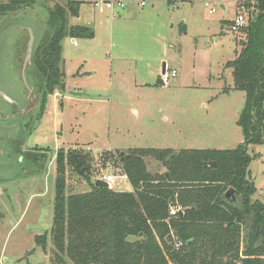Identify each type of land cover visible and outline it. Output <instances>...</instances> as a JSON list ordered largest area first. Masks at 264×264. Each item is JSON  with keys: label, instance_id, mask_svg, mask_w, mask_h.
I'll list each match as a JSON object with an SVG mask.
<instances>
[{"label": "rangeland", "instance_id": "1", "mask_svg": "<svg viewBox=\"0 0 264 264\" xmlns=\"http://www.w3.org/2000/svg\"><path fill=\"white\" fill-rule=\"evenodd\" d=\"M78 1L81 15L70 24L91 27L96 38L76 45L63 39L65 91L48 96L42 117L40 106L30 110L38 96L27 60L29 29L34 51L50 9L67 0H33L0 17V264H53L58 151L89 152L97 176H111L113 190L129 192L118 151L234 149L245 140L238 124L245 92L233 88L227 66L246 39L231 31L233 0H124L126 10L113 15L101 13L94 0ZM160 77L166 85L155 86ZM135 80L143 86L129 85ZM13 101L25 107L21 116L10 114ZM31 151L38 162L28 159ZM249 153L253 199L264 203V144L251 145ZM147 164L151 172L166 171L154 156ZM66 176L67 195L90 190L85 177L71 169ZM46 233L44 249L36 238Z\"/></svg>", "mask_w": 264, "mask_h": 264}, {"label": "trees", "instance_id": "2", "mask_svg": "<svg viewBox=\"0 0 264 264\" xmlns=\"http://www.w3.org/2000/svg\"><path fill=\"white\" fill-rule=\"evenodd\" d=\"M33 0L0 4V17ZM242 30L232 68L234 88L245 92L238 124L245 140L234 149L131 148L118 161L133 190L95 185L99 178L92 155L83 149L57 153L56 196L50 235L53 264H264V203L253 199L249 147L264 144V0ZM81 2L67 0L49 12L47 29L36 45L29 73L42 117L48 96L65 91L63 39L93 38L95 30L71 25ZM158 81L156 85H162ZM165 82V81H164ZM128 155V156H127ZM166 167L151 172L147 157ZM28 159L38 162L37 152ZM216 161L215 168L205 164ZM85 177L91 188L66 193L67 170ZM166 173L169 175L166 176ZM234 188L230 197L227 191ZM180 210L171 216L170 210ZM187 211L180 216L181 210ZM48 234L36 242L46 249ZM181 240L183 244L176 246Z\"/></svg>", "mask_w": 264, "mask_h": 264}, {"label": "built area", "instance_id": "3", "mask_svg": "<svg viewBox=\"0 0 264 264\" xmlns=\"http://www.w3.org/2000/svg\"><path fill=\"white\" fill-rule=\"evenodd\" d=\"M236 4V17L232 21L231 31L232 32H242V30L249 24L251 18L255 16L259 12L258 2L260 0H233ZM210 0H206V5H209ZM95 7L99 9V11L103 12L108 9H114L116 7L124 8L126 6V2L124 0H94ZM145 2H142L144 5ZM210 13L215 12L214 8H211ZM176 75V70L172 71V76ZM113 182V178L111 176H104L103 179ZM180 209L177 207H172L170 210L171 216H176ZM183 211V210H181ZM183 244L181 240L176 242V246L180 247Z\"/></svg>", "mask_w": 264, "mask_h": 264}, {"label": "water", "instance_id": "4", "mask_svg": "<svg viewBox=\"0 0 264 264\" xmlns=\"http://www.w3.org/2000/svg\"><path fill=\"white\" fill-rule=\"evenodd\" d=\"M224 9H225V5L222 4L221 5ZM30 30V41H29V46H28V53H27V60L30 61V64H32V56H33V43H34V40H35V35L33 33V30L32 29H29ZM25 66H27V64H25ZM166 66V65H165ZM164 66V70H163V73L165 74L166 73V67ZM122 154H124V152H121ZM176 152H173L171 153L170 155L167 156V160H169L173 155H175ZM128 156V155H127ZM205 164L207 165H210L211 167L215 168L216 165H217V162L216 161H209V162H206ZM169 174L166 173V176H168ZM95 185L98 186V187H107L109 188L110 187V182L103 179V178H98L96 179L95 181ZM235 192V189L234 188H230L228 191H227V196L230 197L231 195H233ZM194 208H189V209H186L184 211H180L179 212V215L182 216L184 215L187 211L189 210H192Z\"/></svg>", "mask_w": 264, "mask_h": 264}, {"label": "crops", "instance_id": "5", "mask_svg": "<svg viewBox=\"0 0 264 264\" xmlns=\"http://www.w3.org/2000/svg\"><path fill=\"white\" fill-rule=\"evenodd\" d=\"M128 1H130V0H128ZM170 1V0H169ZM126 7H127V5L124 7V8H120V7H116V8H119L120 10H117L118 11V13L120 14L121 12H123V11H125L126 10ZM116 8H114V9H110V11H112L111 12V14L113 15V14H115V12H114V10L116 9ZM109 10V9H108ZM107 10H105V11H103V12H106ZM80 12H81V9H80ZM101 12V11H100ZM103 12H101V13H103ZM79 15H81V14H79ZM112 29H113V27L111 26V28H110V31H112ZM96 38V35L93 37V38H91V39H95ZM78 40H79V38H77V39H73V44L74 45H76L77 43H78ZM92 53V52H91ZM94 53V52H93ZM173 70H175V69H173ZM64 72H65V69H64ZM85 73H87V71H85V72H83V74H85ZM166 73H167V67H166ZM80 74V73H79ZM176 74H177V71H176ZM163 81L162 83V85H166V80H164L163 79V77H160L159 79H158V81ZM157 81V82H158ZM165 81V82H164ZM157 82H156V84H157ZM123 83H125V82H123ZM156 84H154L155 86H158V85H156ZM129 85H131V86H133L134 88L135 87H138L139 85H142V84H140V83H138L136 80L135 81H130L129 82ZM143 86V85H142ZM152 86V85H151ZM234 88V87H233ZM235 89V88H234ZM235 90H237V89H235ZM224 91H226L227 92V89H225ZM58 93V92H57ZM244 106H245V104H244ZM241 127V126H240ZM169 149H173V148H170V147H168ZM205 149H207V148H205ZM110 188H111V185H110Z\"/></svg>", "mask_w": 264, "mask_h": 264}, {"label": "flooded vegetation", "instance_id": "6", "mask_svg": "<svg viewBox=\"0 0 264 264\" xmlns=\"http://www.w3.org/2000/svg\"><path fill=\"white\" fill-rule=\"evenodd\" d=\"M12 62V65H13V63H14V61L12 60L11 61ZM11 68H12V66H11ZM36 96V95H35ZM37 97V96H36ZM35 98V97H34ZM27 99L28 100H30V96L28 97V96H26V101H27ZM37 99H38V102L37 103H35L34 104V100H32V105H31V107H30V110L32 109V108H34V107H36V106H40V100H39V98L37 97ZM25 101V102H26ZM36 102V101H35ZM12 107L13 108H11V112H10V114L12 115H14L13 117H15V116H17V115H20L21 116V113L22 112H24L26 109H25V107L21 104V102L20 101H18V102H15V101H13V103H12ZM30 110H28V111H30ZM10 111V110H9ZM9 114V113H8Z\"/></svg>", "mask_w": 264, "mask_h": 264}]
</instances>
